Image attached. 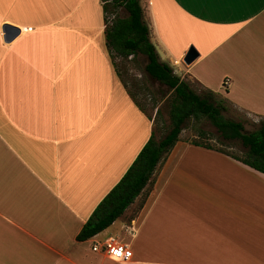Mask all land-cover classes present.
Wrapping results in <instances>:
<instances>
[{
	"label": "crops",
	"instance_id": "1",
	"mask_svg": "<svg viewBox=\"0 0 264 264\" xmlns=\"http://www.w3.org/2000/svg\"><path fill=\"white\" fill-rule=\"evenodd\" d=\"M140 3L161 61L264 118V0ZM104 30L101 0H0V264H264V173L184 164L201 146L182 138L112 224L76 239L154 127ZM107 235L131 257L92 251Z\"/></svg>",
	"mask_w": 264,
	"mask_h": 264
},
{
	"label": "trees",
	"instance_id": "2",
	"mask_svg": "<svg viewBox=\"0 0 264 264\" xmlns=\"http://www.w3.org/2000/svg\"><path fill=\"white\" fill-rule=\"evenodd\" d=\"M101 1L105 44L114 69L120 75L116 58L123 60L129 56H144V73L169 91L165 98L168 123L162 134L156 137L155 121L161 111L160 106L157 107L149 138L120 179L92 210L76 235L80 241L98 234L125 211L152 182L159 164L180 139V133L190 126L194 133L185 139L188 143L223 153L264 173V118L258 119L254 129L246 130L243 121L224 114L228 109L226 98L217 96L218 93L207 88L197 92L188 80L181 78L168 63L161 61L150 39L140 0ZM119 8H123L126 14L118 15ZM107 13L113 14L109 20ZM204 124L210 125L213 131L208 132ZM233 146L238 152L230 150Z\"/></svg>",
	"mask_w": 264,
	"mask_h": 264
},
{
	"label": "rangeland",
	"instance_id": "3",
	"mask_svg": "<svg viewBox=\"0 0 264 264\" xmlns=\"http://www.w3.org/2000/svg\"><path fill=\"white\" fill-rule=\"evenodd\" d=\"M143 1V0H142ZM117 14L123 16L126 14L123 8L117 9ZM112 14L107 13L108 20L112 18ZM116 66L120 72L121 78L125 83L127 89H129L135 96V99L141 104L143 109L151 118L155 117L156 108L160 106V114L156 117L155 121V136L159 137L162 132L167 127L168 117H167V106L165 105L166 97L168 96V89L166 86L159 84L158 82L151 80L143 71V66L145 63V58L142 55H137L136 57L126 58V59H115ZM191 86L197 91L201 92L205 90L200 84L192 81ZM219 97L225 98L223 95H217ZM228 109L224 113L227 117L243 121L246 130H252L256 127L259 116L233 108L228 104ZM205 129L208 132H212L213 128L204 124ZM194 133L192 126L184 129L180 133V139L177 141L178 144L176 148L182 146V139L190 137ZM182 138V139H181ZM214 142V140H212ZM215 144V143H214ZM231 151L238 152L237 148L233 146L230 148ZM191 151V150H190ZM177 155H175L176 157ZM228 156L216 152L213 150H207L201 147H192V151L184 155L182 162L186 163H197V164H212L216 166L225 167L228 165ZM142 197H138L135 205H133L134 210L138 209L141 205ZM123 238V237H122ZM121 237H116L118 241H121Z\"/></svg>",
	"mask_w": 264,
	"mask_h": 264
},
{
	"label": "built area",
	"instance_id": "4",
	"mask_svg": "<svg viewBox=\"0 0 264 264\" xmlns=\"http://www.w3.org/2000/svg\"><path fill=\"white\" fill-rule=\"evenodd\" d=\"M223 85L227 83V79L223 80ZM91 250L100 252L114 260H127L131 257L132 252L128 245L118 241L115 236L107 235L102 239H96L91 244Z\"/></svg>",
	"mask_w": 264,
	"mask_h": 264
},
{
	"label": "water",
	"instance_id": "5",
	"mask_svg": "<svg viewBox=\"0 0 264 264\" xmlns=\"http://www.w3.org/2000/svg\"><path fill=\"white\" fill-rule=\"evenodd\" d=\"M197 56H198L197 50L193 46H190L187 49L185 55L183 56L182 61L185 64H190Z\"/></svg>",
	"mask_w": 264,
	"mask_h": 264
}]
</instances>
